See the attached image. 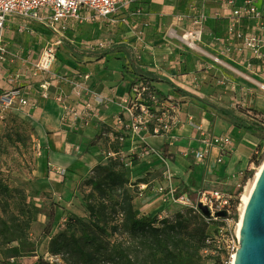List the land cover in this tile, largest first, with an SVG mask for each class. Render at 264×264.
Segmentation results:
<instances>
[{
    "label": "rangeland",
    "instance_id": "obj_1",
    "mask_svg": "<svg viewBox=\"0 0 264 264\" xmlns=\"http://www.w3.org/2000/svg\"><path fill=\"white\" fill-rule=\"evenodd\" d=\"M195 1L199 10L206 9L205 0V2ZM256 4L264 12V0H257ZM135 6L133 2L129 7L119 10L114 17L118 20L114 25L98 23L95 26H85L76 37L79 49L84 51L93 48L99 51L107 49L119 37V40L123 39L133 46L137 62L156 69L162 75L168 71L166 67L170 62L180 64L183 59L182 64L185 70L191 73L194 83L199 84L197 88L199 97L216 103L210 93L217 91L226 105L253 112L252 109H256L264 114V69L255 67L252 70L248 66L249 56L228 49L227 44L223 43L227 34L226 25L220 27L222 28L220 37L213 36L210 28L204 26L203 42L198 44L202 50L196 51L170 34V31L174 29L177 34L182 35L188 29L189 21L178 22L175 15L173 25H163L165 13L171 9L169 4L166 5L165 10L155 13L152 24H149L143 34L140 33V28H136L138 16L128 17V23L124 21L127 13L137 12L138 8ZM144 12H149L148 6L141 8V13ZM25 27L30 28L27 30ZM30 29H34L35 32H31ZM45 35L50 36L47 29L32 26L23 22L22 19L13 28V37L16 42H23L24 38L28 37L23 52L29 62H35L39 57L46 44ZM53 39L54 37H50L48 41L53 42ZM106 40L111 41L106 48L96 45V41ZM67 54L69 50L63 41L58 46L56 73L63 74L68 71L69 66L64 65L68 61ZM85 64L81 63V65ZM76 69L81 73L88 72L84 67ZM19 71V67L16 66L10 74H17ZM166 73L169 76L172 75L169 72ZM181 75L175 73L172 77L178 80ZM126 76H128L127 72ZM188 80H191L190 76ZM122 82L120 74L115 72L113 79L105 81V84L116 86L122 85ZM162 93L165 92L162 91ZM189 104L195 105L205 113L210 110V107L203 102L192 100ZM188 107L184 108L187 112L190 109ZM194 112L195 109L191 114L195 122H200L204 116L208 119L205 113L195 115ZM213 113L216 112L213 111ZM31 119L32 117L27 114L23 106L0 105V263L34 264L41 259L43 263L49 264H84L67 245L57 254L54 250L66 240L72 241L74 237L83 235L81 221L88 224L91 222L88 204H99L101 201L93 189L91 180L97 175L99 168L113 165L116 160L104 153L109 148V138L106 139L102 135L103 130L97 133V130L88 128L84 130L61 128V131L53 130L54 136H50L47 132L38 131L34 123L36 121ZM184 123L187 124L186 121ZM189 129L192 132L186 140L181 139L186 137V133L181 134L180 139L177 138L178 136L174 138L172 145L161 143L160 139H150L151 143L156 145L159 154L130 156L126 151L122 159L117 161L120 165L122 163L125 165V174L128 178L126 188L123 191L110 193L109 199L105 201L107 204L118 203L124 195L129 196L134 207L141 214L162 219L174 218L178 212L184 214L189 212L190 215L195 216V213L189 209L190 206L187 207L172 200L171 192L176 191L183 181L193 191L194 200L198 199V192L202 188L236 193L240 201L238 217L229 222V229L236 236L240 220L241 198L250 187L258 167L264 161V143L260 142L254 147V152L257 154L256 160H260L259 164L244 163L241 165L242 170L231 172L228 168L230 149L226 150L221 163L216 162V157L211 164L207 165L206 161L199 163L195 160L193 152L198 145V133L194 128ZM99 140H102V143L98 142L97 147L92 146ZM103 144H105L104 147ZM258 146H260L259 150H257ZM236 162L234 161V164L240 165V162ZM245 169L254 170V174L243 182ZM191 174L193 178L189 180ZM23 208L31 209L36 213V218L32 221L27 234L31 241L39 242V248L36 251L26 253L15 252L16 244L8 242L6 240L8 236L2 232V221L10 223V220L18 216ZM51 210L56 212V218L49 236H44ZM123 220L124 214L121 211L115 212L110 207L106 209L101 214V221L105 224L106 230L100 232V240L104 246H109V242L113 243L118 239L129 247L130 253L142 256L144 252L138 245V238L128 231L123 225ZM221 228V223L217 226L211 224L213 240H208L211 246L202 251L197 264H216L213 255H219L221 264H228V255L218 247L221 237L217 235ZM88 232L97 234L92 228ZM225 239L226 244L233 245V239L231 241ZM100 264L110 263L100 261Z\"/></svg>",
    "mask_w": 264,
    "mask_h": 264
},
{
    "label": "built area",
    "instance_id": "obj_2",
    "mask_svg": "<svg viewBox=\"0 0 264 264\" xmlns=\"http://www.w3.org/2000/svg\"><path fill=\"white\" fill-rule=\"evenodd\" d=\"M215 1L222 7L215 16L228 21L227 34L223 39L228 49L234 47L239 54L249 56L248 66H253L252 60L254 59L264 66V12L256 4L257 0ZM132 2L133 0H0V62L5 63L10 57L12 59L21 57L18 53H10L6 46L3 31L7 19L19 17L26 23L27 21L37 22L57 39L53 42L48 41L37 60L28 61L31 65L30 69L19 71L11 81L14 82L21 78L30 81L33 75H43L45 78L41 87L48 91L52 85L50 81L58 79L53 72V67L57 62L58 46L65 33L85 23L99 22L114 25L118 21L114 18L117 12L129 7ZM137 14H141V11ZM210 18V12L206 9L199 10L195 0H191L186 12L176 16L178 22L189 21V27L182 36H189L186 41L190 48L191 42L198 44L202 41L203 28ZM243 20L248 21L245 31L241 28ZM29 28L25 27V29ZM30 31L33 30L30 29ZM140 33L143 34L144 31ZM96 42V45L101 48H106L107 44L111 43L107 40ZM23 60L25 64L27 59ZM72 74L77 77L67 80L71 85V93L68 94L61 90L56 96L57 101L63 107L61 116L63 130L88 127L100 116L102 107L112 101L110 97L103 95L93 87L90 72L81 73L74 68ZM15 103L23 107L35 108L37 106L36 101L22 96L20 89H12L0 95V105L10 107ZM119 104L120 112L113 115L112 121L102 131V135L106 139L109 138V148L104 153L113 158L122 159L126 151L130 156L159 154L156 145L151 143L150 139H160L161 143L172 145L174 138L177 137L175 131L185 124L183 103L176 100L170 93L160 92L148 80H138L131 84ZM186 123L198 133V145L193 152L195 160L202 163L211 151L217 148L219 150L217 162L221 163L226 150L233 144L231 136L212 133L209 123H206L204 118L200 122H195L192 114L187 117ZM235 194L219 189H203L199 190L198 199L195 202L187 193L178 195L172 191L171 197L173 202L195 209L199 205L207 206L212 216H215V213L221 210H226L227 215L232 214L231 205ZM233 220V216L225 218V225L221 229L228 241L233 239V245L227 244L228 264H233L239 247V232L235 236L229 229V222Z\"/></svg>",
    "mask_w": 264,
    "mask_h": 264
},
{
    "label": "trees",
    "instance_id": "obj_3",
    "mask_svg": "<svg viewBox=\"0 0 264 264\" xmlns=\"http://www.w3.org/2000/svg\"><path fill=\"white\" fill-rule=\"evenodd\" d=\"M186 6L187 0H177V10L181 13ZM144 18L148 17L144 15ZM227 23L228 21L226 19L210 18L206 21L205 26L210 28L215 37H220L222 33V28L220 27L223 25L227 26ZM247 24V20L242 21L241 28L244 31L247 28ZM142 26L145 25L142 24ZM64 44L69 51H74V48L69 42ZM118 48L116 44L111 45L110 51H107L106 54L116 51ZM255 62L258 61L254 59L253 63ZM97 71L99 72L100 69L98 68ZM132 77H134V82L138 80H148L169 85L171 87L170 94L180 103H186L193 99H197L207 104L210 110H207L205 114L210 121V130L214 128L218 118H225L231 125L239 130L254 135L261 143H264V114L260 111L252 109L254 110L253 112L251 110H243L238 107L226 105L217 91L212 94L210 93L211 97L216 100V103H213L194 93L184 91L182 88L175 85L169 78L156 75L150 71L140 72L134 69ZM1 93L2 89L0 88V94ZM213 111H215L216 114H214ZM98 142L99 141H96L92 146L97 145ZM259 149L260 146L257 147V150ZM256 155V152H254L249 161L250 164L260 163V160H256ZM114 159H116L114 162L115 164L99 168L97 175L91 180L93 189L96 191L101 201L99 204H88V210L91 215L90 224L81 221L80 224L83 235L78 238L74 237L72 241L66 240L64 244H59L54 250L55 254L60 252L62 248L67 245L73 250V253L78 255L79 260L84 264H100V261L110 264H197L202 256V251L211 246V243H208V240H213L212 232L210 231L211 224L217 226L221 223L223 227L225 225V218L228 216H233L234 218L238 217V204L240 201L237 194H235V198L232 201L231 215H227L226 210H221L217 211L215 216H212L211 211H204L202 206L199 205L197 209L189 207V209L195 213L194 217L190 215L189 212L186 214L178 212L174 218L164 217L159 219L157 217L141 214V212L134 207L131 197L125 195L118 203L107 204L105 200L109 199V194L125 190L126 184L128 183V178L124 169L125 165L123 163L120 165V163L117 162L118 158ZM253 174L254 170L245 169L243 182L250 179ZM191 178H193L192 174L189 180ZM175 193L178 195L187 193L194 202L196 201L193 199V191L184 181L178 185V189ZM109 207L115 212L121 211V213L124 214L123 225L130 233H133L138 238V245L144 252L142 256L136 253H130L129 247L118 239L113 241V243L109 242V246H104L100 240V232H105L106 229L104 227L105 224H102L101 214ZM35 218L36 213H34V211L23 208L18 216L10 220V223L2 221V232L5 236H8L6 238L8 242L16 244L15 252L26 253L36 251L39 248V242L31 241L27 234V230L30 228ZM55 218L56 212L51 210L48 215L49 221L43 233L44 236H49ZM90 228L94 229L97 234L89 233L88 231ZM115 228L117 229L118 227ZM217 236L221 237V242H219L220 245L218 247L229 257L225 237L221 230H219V235ZM214 241L216 242V240ZM213 258L216 264H221L219 255H213ZM34 264L49 263H43L41 259H38Z\"/></svg>",
    "mask_w": 264,
    "mask_h": 264
},
{
    "label": "crops",
    "instance_id": "obj_4",
    "mask_svg": "<svg viewBox=\"0 0 264 264\" xmlns=\"http://www.w3.org/2000/svg\"><path fill=\"white\" fill-rule=\"evenodd\" d=\"M133 2L136 4L135 8H138L137 12L127 13V15L124 18V21L128 23L127 20L128 17L138 16L139 21L137 22L136 28L137 29L140 28V32L145 31L147 27H149V24H152L153 17H155L154 16L155 13L161 10H165L166 5L168 4L171 7V9L170 11H167L165 13L166 15L162 22L163 25H167V24L173 25L175 23L174 16L175 15L177 16L178 14L181 13L180 11L177 10V0H133ZM190 2L191 0H187V6L182 11V13L188 10ZM202 2L205 1L203 0ZM206 2H207L206 9L208 12H210L212 19H224L222 17L217 18L215 16L216 12L220 11L222 8L219 3H217L215 0H206ZM147 6L149 7V12L137 14L138 11H141L142 7L145 8ZM144 15H146L148 18H144ZM20 20L21 18L19 17H9L6 21V26L3 31L5 36V43L9 52L18 53L19 55H21V57L15 59H12L10 57L7 62L5 63L0 62V88L2 89V93L9 92L12 89H20L22 96H24L27 99L36 101L37 106L35 108H32L31 106H26L23 108L26 109L27 114L32 117L31 121L32 120L36 121L34 122L35 126L38 127V131L40 132H47L49 133L50 136H54V133H52L54 132L53 130H60V131L62 130L61 116L63 113V107L57 101L56 96L61 90H64L68 94L71 93V85L69 82H67V80L71 79L72 77L74 78L77 77V76H73L72 74L73 73L72 70L77 67L86 68L87 71L92 74L91 82L93 87L103 95L108 96L112 99V101L109 102L108 105L102 107L100 111V116L96 118L93 121V123H91L88 127H85L86 129L88 128L92 130L93 129L97 130V133L98 131L100 132L101 130H103L106 127L105 125L109 124L112 121L113 119L112 117L114 114L120 112L121 108L119 103L123 98V96L129 90L131 84L134 82L133 81L134 77H132L134 69L140 72H146L148 70L156 75H160L163 77L166 76L171 81H173L175 85L179 86L184 91L198 95L197 93L199 91L197 88H199V84H195L194 79H192L191 73L188 72V70H185L184 64H182L183 59H181L180 64L170 62L169 66L166 67L168 69V71L166 72H169L174 76L175 73L176 75L182 74L181 78L176 80L175 78L172 77V75L170 76L167 75L166 72L164 73V75L166 74L164 76L162 75L161 72H157L156 69L146 67L145 65L137 62L136 56L134 57L135 51L133 46L127 43L126 41H124L123 39L119 40V37L118 40L114 41L113 43V45L116 44L117 47L119 48L111 53L106 54L107 51H110V47L100 51L95 49L89 51L80 50L78 47L76 37L83 31V28L85 26H95L99 22L80 24L79 26H77L76 29L67 31L65 35L62 37L61 39L62 42L63 41L64 43L69 42L74 48V51H69V54L66 55L68 61L65 62L64 65L69 66L68 71H66V73L63 74L56 73L55 71L56 64L54 65L53 72L57 75L58 79L50 81L52 85L50 86L48 91L43 90L41 87V83L45 78L43 75L42 76L33 75L30 81L27 80L26 78H21L17 81L12 82L11 79L15 76L16 73H13V75H11L10 73L12 72L13 69H15L16 66L19 67L20 71L23 70L28 71L31 67V65L28 63V60L25 64L23 60V59L26 60L25 54L23 52V48L25 47L24 44L28 41V37H25L23 42H16L13 37V28L16 27L17 22H20ZM22 21L26 22L23 19ZM27 23H29L32 26L42 27L41 25H39L37 22L34 21H27ZM142 24H144L145 26H142ZM22 29L24 28L22 27ZM32 30L35 32L34 29ZM118 33L120 34L121 32L119 31ZM49 34H50L49 37L48 35L44 36L46 38L45 39L46 43L48 42V39L50 37H54L52 41H55L57 39V37L53 35L50 31ZM40 37L42 38L43 36ZM202 42L203 39L199 43ZM199 49L196 51L202 50ZM231 49H233L235 52L238 53V51L234 49V47H232ZM57 61H58V55H57ZM81 63L84 64L86 63V64L81 65ZM255 67L256 68L263 67L264 69V66H262L259 61L253 63V66H250L249 68L253 70ZM98 68L100 69L99 72L97 71ZM115 72L120 74L123 80L122 82L123 84L116 86H108L107 84H105V81H111L114 77ZM126 72L128 73V76L125 77ZM189 76L191 77V80H188ZM60 77L63 78L61 79ZM152 83L156 86V88L160 92L163 91L165 93H170L171 91V87L165 83H160V82H152ZM193 101L199 103L201 102L197 99H193ZM189 102L190 101L183 103V110H184L183 121H187V115H190L193 109H195L194 112L195 115H199L201 114V112H203V110H200L198 107H195V105L189 104ZM14 105L19 106L18 103H15ZM185 107L190 108L188 112L185 111L184 109ZM203 118L205 119L206 123H209L210 126V121L206 119L205 116ZM190 127L191 126L188 124H184L183 126H181L177 130L178 131L177 134H175L176 136H178L177 138L180 139L181 137L180 135L186 133V137H181V139L186 140L191 135L192 132L189 129ZM82 130H84V128ZM210 131L216 134H229L231 136L233 140V144L229 148L231 150V154L229 155L230 162L228 163V168L229 170H231V172L242 170L241 165H243L244 163L247 164L249 162V158H251V156L254 154V147H256L257 144L260 143V140L257 137L245 131L239 130L235 126L231 125L228 121H226L225 118H218L216 120L214 128L211 129ZM99 143H102V140L101 141L99 140ZM95 146L97 147L98 144ZM218 155H219V150L217 148H214L202 163L206 161V165L209 163L211 164L212 160L215 157L217 162ZM234 161L240 162V165L234 164ZM203 189L204 188L200 190Z\"/></svg>",
    "mask_w": 264,
    "mask_h": 264
},
{
    "label": "water",
    "instance_id": "obj_5",
    "mask_svg": "<svg viewBox=\"0 0 264 264\" xmlns=\"http://www.w3.org/2000/svg\"><path fill=\"white\" fill-rule=\"evenodd\" d=\"M233 264H264V165L244 209Z\"/></svg>",
    "mask_w": 264,
    "mask_h": 264
},
{
    "label": "bare ground",
    "instance_id": "obj_6",
    "mask_svg": "<svg viewBox=\"0 0 264 264\" xmlns=\"http://www.w3.org/2000/svg\"><path fill=\"white\" fill-rule=\"evenodd\" d=\"M176 30L172 29L170 31V34L172 36H175V37H178L179 39H181L185 44H187V41L186 39H188V35L187 36H182L180 34H177L175 32ZM191 49H194V50H198L200 47L199 45L196 43V42H191ZM200 50V49H199ZM264 87V86H263ZM263 165H264V161L263 163L258 167L257 169V172L252 180V182L250 183V187L247 189L246 193L243 194L242 198H241V208H240V220H239V223H238V232H239V229L242 225V217H243V214H244V209L249 201V198H250V195H251V192L253 191L255 185H256V182H257V179L258 177L260 176L261 174V171H262V168H263Z\"/></svg>",
    "mask_w": 264,
    "mask_h": 264
}]
</instances>
